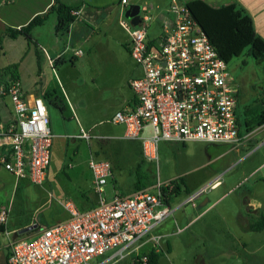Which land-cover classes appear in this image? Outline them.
Returning <instances> with one entry per match:
<instances>
[{"label":"built area","instance_id":"obj_1","mask_svg":"<svg viewBox=\"0 0 264 264\" xmlns=\"http://www.w3.org/2000/svg\"><path fill=\"white\" fill-rule=\"evenodd\" d=\"M122 3L128 4L127 0ZM169 12L172 18L163 22L161 35L152 42L148 41L153 18L149 10H141L140 26L126 18L121 21L131 37L130 54L143 74L130 81L136 106L118 111L110 120L125 127L127 140L141 142L145 159L155 165L161 142L229 144L236 148L242 140L239 85L229 63L220 57L187 4L173 0ZM0 95L11 99L14 110L13 122L0 130V147L4 148L0 164L19 179L44 185L55 139L47 104L41 97L27 96L20 78L11 74L0 87ZM78 138L106 140L84 130ZM89 166L97 206L82 212L72 203H64L70 218L31 239L13 237L5 230L8 264H94L98 259L102 260L96 264H113L132 254L140 264H148V255L140 252L145 244L162 251L163 236L153 231L173 214L165 199L166 195L176 196L174 182L158 179L151 188L109 196L112 164L93 155ZM256 173L264 178V165ZM220 180L190 196L186 203L214 189ZM9 213L10 208H0V227H6Z\"/></svg>","mask_w":264,"mask_h":264},{"label":"crops","instance_id":"obj_2","mask_svg":"<svg viewBox=\"0 0 264 264\" xmlns=\"http://www.w3.org/2000/svg\"><path fill=\"white\" fill-rule=\"evenodd\" d=\"M63 1L79 6L76 20L66 31H59L57 29V15L50 14L43 25L33 30L34 44L32 46L22 36L16 39L5 36V31L8 27L21 29L26 26L37 15L46 13L55 0H0V37H2L0 68L15 65L21 57V64L18 65L17 69L23 89L27 96L41 97L46 102L51 117L50 127L55 135L51 163H53L54 154L56 160H54V163L60 162L59 165H55V170L53 171H51L50 165L44 185L34 184L26 178L19 179L0 164V208H10L6 227H0V264H8L10 254L9 240L5 234V230L11 232L13 237L19 235L20 239H31L43 229L70 218V213L64 207V203H72L77 210L82 212L97 206L98 197L94 190V175L89 165V177L78 181L75 196L72 193L73 187L69 190L71 192V195H69L66 187H62V184L57 181V175H61V172L64 170L67 152L72 148L74 150V146L77 144L76 142L70 144L72 140L79 141L78 143H85L86 147L94 154L93 145L88 144L86 140L78 138L82 130L92 132L96 136L105 137L106 140L116 143H138L143 152L141 142L125 138V127L123 125L110 123V120L118 111L136 106L137 98L130 86V81L143 74L142 69L130 54L131 37L122 27L121 21L125 19L126 10L131 4L140 5L141 10H149L153 18L148 30V41H155L162 33L163 22L166 19L172 18L169 9L173 0H127V5H123V0ZM178 1L188 4L193 0ZM203 1L213 8H221L234 3L241 4L251 13L257 33L264 38V0ZM119 25L124 31L118 29ZM7 45L11 48L12 53L18 54L17 60L10 61L8 59L9 51L7 52L5 47ZM115 45L123 48L127 52L129 60L131 61L132 59L136 63V67H133V71L130 74L122 75L118 65L109 64L111 57L116 59V61L119 59V56H116L114 52L116 51ZM30 55L33 56L32 66L34 67V75L32 82L25 86L24 81H27L28 77L26 71H23L22 66ZM90 70L91 73H89ZM86 73H89V76ZM50 80H53V85L49 83ZM88 82L94 85L91 88L94 89V92L98 89L106 91L104 95L99 97L100 102L95 106L93 96L92 102L86 101L84 98L89 92L88 90L85 91ZM70 89L72 92H70ZM52 106H55L61 115L71 114V118H74L78 124V133L73 132L68 134L65 130L57 128L56 125L53 126ZM98 106L101 107L100 111L97 110L100 114L99 116H105L107 120H100V122L90 125L84 124L81 117L82 111L91 112L97 109ZM0 115L2 119L0 130L6 129L14 120L13 104L7 96H1L0 98ZM105 123H110L111 127L99 132V126ZM258 129L257 135L264 141V125ZM249 137H251V134ZM193 143L207 144L202 142H164V146L172 152L177 151L179 154L182 153L181 148L185 150L188 144ZM3 150L4 148L0 147V155ZM122 151H126V149H122ZM74 154L77 157L79 151ZM215 163L209 161L194 169L184 170L174 176H170L162 183L178 181L181 178L184 179L180 183L182 193L179 196H181L184 191L191 194L193 191L201 190L215 183L218 178H221L219 184L211 190L219 189L224 185V174L228 175L232 168L214 167ZM263 165L264 156L260 159L255 170L249 175L258 178L244 188L246 192L241 200L242 205L235 212L221 213L213 217V219L212 217L207 218L209 209L215 203L211 204L208 209L198 212V214L181 212L175 217L176 222H180L188 217L192 219L190 222H187L188 224L184 228L179 229L184 231L190 223H193V226H197L193 235L196 243L199 245V249H201L202 245L206 246V243L217 245L220 249H225L228 244L230 245L233 240H236L240 244L245 256L240 264H264L263 259L258 254L263 249L264 230L256 232L248 229L249 225L258 221L264 215V178L262 174L256 173ZM72 168L75 169V165ZM192 174L194 175L188 179V176ZM117 175L116 186L114 185L116 182L114 176L110 181L108 187L109 196L116 193L133 194L134 192L126 190V181H122V176L120 174ZM133 180V184H135L136 177ZM244 180L240 185L244 183ZM230 183L231 188L229 191L232 192L238 185L234 186L232 181ZM120 186L122 189L118 188ZM72 197H76L75 199L77 200L74 201ZM176 198L179 197L176 195ZM187 200L184 203H180L173 213L181 209L184 204H189L186 203ZM242 208H244L245 212L241 211ZM168 221L169 219L165 220L157 227L160 228L158 232L154 233V235L163 236L165 242L168 239L167 237L172 234L170 233L169 226L171 223ZM30 228V231L21 233V231ZM166 243L169 242L167 241ZM153 250V245L147 243L141 248L140 252L141 254H148ZM161 252L163 253V248ZM221 252L224 253L223 251ZM167 254L169 253H165L164 250L160 264H163L162 259ZM235 254H237V257H241L238 252ZM197 256L199 259L202 258L200 264H207L201 252ZM137 263V255L132 254L124 260L113 264Z\"/></svg>","mask_w":264,"mask_h":264},{"label":"rangeland","instance_id":"obj_3","mask_svg":"<svg viewBox=\"0 0 264 264\" xmlns=\"http://www.w3.org/2000/svg\"><path fill=\"white\" fill-rule=\"evenodd\" d=\"M118 27V29L124 31L120 25ZM5 47L7 52L9 51L8 59L10 61L17 60L18 54L12 53V50L8 45ZM114 47L116 49V51H114L115 55L119 56L118 60L120 61H116V59L111 57L109 64L118 65L122 75L130 74V72L133 71V67H136V63L131 58V61L129 60V57H127L128 54L123 50V48H120L117 45ZM20 58L18 59L17 63H15V65L21 64ZM32 59L33 56L30 55L25 64L22 66L23 71H26V75L28 77V80L24 81L25 86L32 82V77L34 75ZM228 67L234 74L239 85L238 117L241 124V132L243 134L241 143L237 145L236 148H234V145L229 144L209 145L193 143L188 144L185 150L181 148L182 153L179 154L177 151L172 152L165 148L164 142L159 144V161L155 168L157 170V180L159 178L161 182H164V180L170 176H174L179 172L194 169L209 161H211V163L216 162L215 165H213L214 167H223L229 169L232 168L228 175L224 174V185L221 188L205 191L192 203L184 204L181 209L177 210L167 218L169 219L168 222L171 223L169 226L170 233L172 234L167 237L168 239L166 242L168 241L169 243L165 242V238L162 241L163 253L164 250L165 253H169L162 259L163 264H200V260L202 258H198L197 254L199 252L202 253L203 259L207 261V264H240L245 257L243 250H241L240 244L236 240H233L230 245L228 244L225 249H220L219 246L209 243H206V246L202 245L201 249H199V245L196 243L193 235V232L197 226H193V223H190L187 229L179 232V228H184L186 224H188L187 222H190L192 218H184V220L180 222L175 221V217L181 212H186L188 214H198V212L208 209L213 203L215 204L209 209L207 218L212 217L213 219V217H216L221 213L235 212L237 208H240L242 205L241 200L243 199L246 192L244 188L256 181L258 178L251 177L249 175L255 170L260 159L264 156V145H262L264 144V141H262V138H259L257 135L259 127L251 132V137H249L250 134H245V125L247 120H250L251 122L254 117L253 115H248L246 113L248 109H255L256 112H261L264 110V59H255L250 53V50L246 49L241 56L234 58L228 64ZM89 73H91V70ZM89 73H86V75L89 76ZM49 83L53 85V80H50ZM93 86L94 85H91V82L87 83L85 91L88 90L89 92L84 98L86 101L92 102L93 96L95 106L100 102L99 97L104 95L106 91L98 89L94 92V89H91ZM70 92H72L71 89ZM100 109L101 107L98 106L97 109H94L91 112L82 111L81 117L84 124L90 125L94 124L95 122L98 123L100 120H107V117L99 116L100 114L97 112V110L100 111ZM51 112L53 115V126L56 125L57 128L65 130L68 132V134L73 132L78 133V124L74 118H71L70 113H67L65 116L61 115L55 106H52ZM110 127V123H105L99 126L98 131H105V129H109ZM75 142L77 144L74 146V150L73 148L69 149L66 154L64 170L61 172V175H57V181L62 184V187H66L69 195H71L69 190L71 187H73L72 193L73 196H75L78 181L89 177L88 173L90 172H88V165L92 155L100 159L108 160L114 165L116 173V175L114 173V180L116 181L114 183L115 186L117 183L116 176H118L117 174H120L122 176V181H126V190H128V192H133L135 190L133 178L136 177L135 173L137 167L139 163L140 165L144 166L143 153L138 144L121 142L116 143L110 140H93L91 142L86 141L88 144H91L94 147V154H92L91 150L87 148L86 144L83 142L78 143L79 141L72 140L70 144H74ZM122 149H126V151H122ZM78 151L79 155L75 157L74 153H77ZM54 157L55 154L53 155V163H51V171L55 170V165H59L60 163L59 161L54 163ZM73 165H75V169L72 168ZM193 175L194 174L188 176V179ZM244 178L246 179L244 180ZM243 180L244 183L240 185ZM230 181L233 182L234 186L238 185V187L232 192L229 191L231 188ZM118 188L122 189L121 186ZM199 190L200 189L193 191L191 194H189L187 191H184L183 195H177L179 198H176L175 196L170 207L174 211L180 203H184L190 196L196 194ZM72 198L74 201L77 200L75 199L76 197ZM206 201L207 203L204 204ZM241 211L245 212L244 208H242ZM159 229L160 228H156L153 232H158ZM237 252L239 255H241V257H237V254H235ZM258 254L259 257H261L264 261V244L263 249L260 250ZM108 255L110 254H107V256ZM98 260H96L94 264H96Z\"/></svg>","mask_w":264,"mask_h":264},{"label":"trees","instance_id":"obj_4","mask_svg":"<svg viewBox=\"0 0 264 264\" xmlns=\"http://www.w3.org/2000/svg\"><path fill=\"white\" fill-rule=\"evenodd\" d=\"M187 5L192 16L201 25L210 42L218 51L220 57L227 63H230L234 58L241 56L246 49L250 50V53L255 59H264V38L257 33L254 19L244 6L239 3H234L221 8H213L203 0H193ZM78 10L79 6L77 5L68 4L63 0H55L54 4L46 13L37 15L21 29L8 27L4 35L13 39L22 36L30 45H32L34 44L32 36L33 30L43 25L50 14H56L58 17L57 29L59 31H66L76 20ZM1 43L2 37H0V45ZM17 68V64L10 67L0 68V87L6 83L7 77L10 74L13 75L14 78H19ZM246 113L248 115L251 114L254 117L251 122L250 120L246 121L245 134H250L256 128L264 125V111L256 112L255 109H248ZM1 120L0 115V122ZM238 125L240 127V136L242 137L243 134L241 132L239 117ZM143 160L144 166L139 163L135 173L136 183L133 192L151 188L157 183L156 165L149 163L145 157ZM112 169L115 173L113 164ZM183 181L184 179L182 178L178 181H174V193H176V195L182 193L180 183ZM166 191L167 190H164V192ZM172 200L173 197H171V195H166L165 201L169 205ZM248 229L256 232L264 230V215L258 221L249 225ZM147 255L149 257L148 264H160V259L163 256V253L153 250ZM137 264L140 263L138 262Z\"/></svg>","mask_w":264,"mask_h":264},{"label":"water","instance_id":"obj_5","mask_svg":"<svg viewBox=\"0 0 264 264\" xmlns=\"http://www.w3.org/2000/svg\"><path fill=\"white\" fill-rule=\"evenodd\" d=\"M140 13H141V7L140 5H135V4H131L128 6L126 13H125V17L130 20V22L132 23V25L134 26H140L141 25V18H140ZM30 229H25L23 231H21V233H26L28 231H30Z\"/></svg>","mask_w":264,"mask_h":264}]
</instances>
